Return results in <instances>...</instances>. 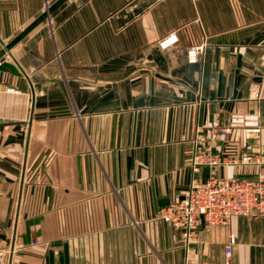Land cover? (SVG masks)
<instances>
[{
    "label": "crops",
    "instance_id": "crops-1",
    "mask_svg": "<svg viewBox=\"0 0 264 264\" xmlns=\"http://www.w3.org/2000/svg\"><path fill=\"white\" fill-rule=\"evenodd\" d=\"M54 1L0 0V40ZM253 3L63 0L9 48L12 58L1 55L0 264L9 253V264H264V215L200 221L188 243L157 218L209 173L191 172L193 144L239 154L250 143L238 130L217 136L212 122L220 128L231 112H255L264 145V17L248 16ZM170 34L177 41L160 48ZM201 36L204 51L189 63L183 50ZM27 80L33 108L10 252ZM257 170L264 179V165L213 172Z\"/></svg>",
    "mask_w": 264,
    "mask_h": 264
},
{
    "label": "built area",
    "instance_id": "built-area-1",
    "mask_svg": "<svg viewBox=\"0 0 264 264\" xmlns=\"http://www.w3.org/2000/svg\"><path fill=\"white\" fill-rule=\"evenodd\" d=\"M177 41L174 34L159 41L160 48H165ZM205 38L183 50L186 61L196 62L201 57ZM11 91L10 88L6 89ZM248 90L253 98H258V91L253 86ZM210 128L217 136H227L234 130L241 133L242 140L250 139V143L239 154L213 152L210 148L201 147L196 151L193 144L190 168L194 173L199 166H207L209 173L203 182L192 178L186 191L180 198L169 201L157 210V218L167 223L172 229L179 231L185 243L190 242L200 221L208 224L226 225L232 216L264 215V179L261 171L257 170L247 177H223L214 175V168L229 166H260L264 165V145L262 142V127L257 113L252 111L231 112L226 122L220 128L212 122ZM235 243L233 234L228 235L224 246V254H230L231 246Z\"/></svg>",
    "mask_w": 264,
    "mask_h": 264
},
{
    "label": "water",
    "instance_id": "water-1",
    "mask_svg": "<svg viewBox=\"0 0 264 264\" xmlns=\"http://www.w3.org/2000/svg\"><path fill=\"white\" fill-rule=\"evenodd\" d=\"M63 0H56L49 6L45 8V10L37 17L35 18L30 24H28L23 30H21L12 40H10L8 43L4 44L0 40V57L4 53L7 54V56L11 57V54L9 53V48L17 42L23 35H25L29 30H31L36 24H38L41 20L47 17V15L56 7L58 6ZM20 72L24 75L25 78L27 76L24 74V72L20 69ZM28 81V80H27ZM29 83V88H30V107H29V115L27 118V130H26V137H25V144H24V150H23V155H22V161H21V168H20V174H19V182H18V189H17V196H16V202H15V209H14V219H13V228H12V238L10 242V252L13 247V236H14V231H15V224L17 221V213L19 209V201H20V196H21V188H22V183H23V175H24V168H25V160H26V153H27V144H28V138H29V129L31 125V114H32V108H33V88L31 87L30 82ZM4 121L0 119V124L3 123ZM249 140V139H248ZM168 202H166L167 204ZM11 254L9 253V259L8 263H10V256Z\"/></svg>",
    "mask_w": 264,
    "mask_h": 264
},
{
    "label": "rangeland",
    "instance_id": "rangeland-1",
    "mask_svg": "<svg viewBox=\"0 0 264 264\" xmlns=\"http://www.w3.org/2000/svg\"><path fill=\"white\" fill-rule=\"evenodd\" d=\"M254 3H253V7L254 9H249L247 10V12L249 13V17H251V14H252V17L253 18H258V17H264L263 14H264V0H253Z\"/></svg>",
    "mask_w": 264,
    "mask_h": 264
}]
</instances>
